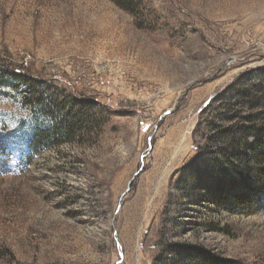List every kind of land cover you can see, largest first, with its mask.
I'll use <instances>...</instances> for the list:
<instances>
[{
    "label": "rangeland",
    "instance_id": "obj_1",
    "mask_svg": "<svg viewBox=\"0 0 264 264\" xmlns=\"http://www.w3.org/2000/svg\"><path fill=\"white\" fill-rule=\"evenodd\" d=\"M125 1L0 0V63L44 92L0 87V264H264L254 153L248 206L202 174L216 127L263 119L225 100L264 68V0ZM81 107L71 142L31 149Z\"/></svg>",
    "mask_w": 264,
    "mask_h": 264
},
{
    "label": "trees",
    "instance_id": "obj_2",
    "mask_svg": "<svg viewBox=\"0 0 264 264\" xmlns=\"http://www.w3.org/2000/svg\"><path fill=\"white\" fill-rule=\"evenodd\" d=\"M118 4L124 8L129 7V2L125 0H116ZM7 66L0 63V87L4 85H10L12 87L22 86L23 101L25 106H33L35 100L40 101L38 98L44 93L40 89L42 87L41 81H36L25 75H11L8 77ZM247 78V79H246ZM52 96V95H50ZM58 98H52L51 103L60 105ZM231 100V105H226L225 111L233 109L237 114L241 111L253 113L257 110L264 111V68L259 69L253 75L245 77L238 87L228 91V98L225 102ZM33 100V101H32ZM64 108V107H62ZM83 108L76 109L72 112L66 113L65 117L59 118L56 122L57 116H55V124L50 126H37L30 136L31 149H46L53 147L60 143H69L73 140L74 136L79 133L80 117L86 115V110ZM260 113V116L264 112ZM57 112L45 110V113ZM231 112V111H229ZM46 116V115H45ZM263 119L256 122L255 116L241 117L237 120L234 126L224 128L216 127L213 132V137L210 138L214 144V150L208 153L211 156L209 161H205L202 174L205 176V180L210 181V185L213 184V191H217L216 188L220 186L217 184L229 183L234 184V190L236 186H247L245 189L249 193H241L237 195V191L231 194V191H221L218 196L219 201H226L228 199L237 203L238 205H249L251 198L256 195L257 190L250 185L248 174L243 169L248 170V162L250 160V154L254 153V158L259 165V176H264V116ZM220 128V129H219ZM250 139H255L253 143H249ZM2 150H0V154ZM250 171V170H249ZM243 174H246L245 176ZM257 175V174H256ZM196 181L197 179L194 178ZM240 182V184H239ZM264 186V185H262ZM264 188V187H263ZM240 189V188H239ZM264 190V189H263ZM209 194L213 193L210 188L207 189ZM216 195V194H215ZM219 195V194H218ZM217 196V195H216ZM218 264V263H216Z\"/></svg>",
    "mask_w": 264,
    "mask_h": 264
}]
</instances>
